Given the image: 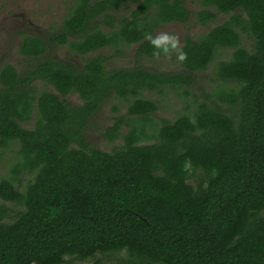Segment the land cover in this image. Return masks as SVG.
Wrapping results in <instances>:
<instances>
[{"label":"trees","instance_id":"obj_1","mask_svg":"<svg viewBox=\"0 0 264 264\" xmlns=\"http://www.w3.org/2000/svg\"><path fill=\"white\" fill-rule=\"evenodd\" d=\"M131 1L74 0L50 43L82 56L83 68L49 57L47 42L26 34L20 53L36 64L24 75L11 64L0 69V150L18 155L0 197L21 207L10 216L0 206V264H65L67 257L123 252L136 264H264V0H202L231 18L186 42L179 72L109 70L103 56H87L123 40L155 59L144 34L191 16L183 0H142L113 33L90 30L98 16L114 28L106 12ZM215 17L208 9L198 14L203 24ZM241 33L254 40L252 50ZM223 49L233 52L215 75L226 86L158 126L159 104L142 94L172 89L189 98L196 76ZM39 80L58 95L38 92ZM70 94L83 105L62 98ZM113 96L128 110L104 130L110 142L123 138L106 152L93 148L87 130ZM33 120L34 128L25 127Z\"/></svg>","mask_w":264,"mask_h":264},{"label":"rangeland","instance_id":"obj_2","mask_svg":"<svg viewBox=\"0 0 264 264\" xmlns=\"http://www.w3.org/2000/svg\"><path fill=\"white\" fill-rule=\"evenodd\" d=\"M98 1V0H94ZM186 6L193 13H198L202 10L203 5L201 0H184ZM74 0H0V56L2 57L1 66L7 63H15L17 68L24 72L36 64V60L24 57L20 53V47L24 39V35H39L45 38H50L58 31L63 20L68 14L70 7L73 5ZM136 5H132L128 12L132 11ZM126 9H122L120 15L128 16L129 13L125 12ZM216 12L215 9H212ZM229 19L228 16H219L217 21L213 24L204 26L192 19L185 24H173L164 26L157 30V34L160 32L176 33L179 35L181 47L185 45V40L190 38L196 41L203 34H206L214 27L224 23ZM49 40V39H48ZM254 41L252 39L243 36V46L248 50H252ZM136 47L132 48L127 55L119 59H115L112 50L106 49L98 52L111 57V60L107 64L108 69H129L134 66L140 65L148 69L172 73L179 72L181 66L176 59L175 54L171 59H136L134 57V51ZM232 50L219 51L216 60L207 68L206 71L199 73L196 76V83L193 87H190L192 96L186 98L183 96L184 91H175L168 89L166 94L144 92L142 97L146 99L158 102L159 109L155 114V121L159 126L162 120H168L174 122L179 114L185 113L187 107L191 101H194L195 97L201 101L210 102L214 99V92L225 83L219 81L215 75L216 64L222 60H228L231 57ZM48 54L51 57L58 58L61 61L76 60L81 63L80 59L73 58L68 55L67 47H59L49 44ZM95 56V55H91ZM33 64V65H32ZM29 66V67H28ZM35 88L47 89L49 92L58 94L56 90L50 86L40 83H35ZM232 86L231 84H227ZM210 96L211 99H208ZM68 103L74 107H80L83 105V99L78 94H70L66 97H62ZM190 101V102H189ZM189 102V103H188ZM222 109H226L227 106L220 104ZM116 108L119 111L116 112ZM128 103L112 97L107 103L103 105L98 114L90 119L87 130V141L92 144L93 148L101 151L110 152L115 146L123 144V138L110 142L104 137V130L113 125V119L117 116L127 117ZM35 120H33L29 128H34ZM127 127H124L121 131V135L127 133ZM14 150H18L15 147ZM17 153L11 149L2 151L0 150V182L3 178L7 177L12 164L17 158ZM29 176H25L24 183L26 184ZM198 183L197 177L191 181V184L196 186ZM24 184V185H25ZM4 205L8 210L10 216H14L15 212L21 210V207L12 202H6L0 197V206ZM264 215V213H263ZM65 264H136L129 259L126 252L121 254L109 253L99 254L98 256L88 259L86 261L75 260L71 257L66 258Z\"/></svg>","mask_w":264,"mask_h":264},{"label":"flooded vegetation","instance_id":"obj_3","mask_svg":"<svg viewBox=\"0 0 264 264\" xmlns=\"http://www.w3.org/2000/svg\"><path fill=\"white\" fill-rule=\"evenodd\" d=\"M99 1V0H98ZM138 1H142V0H136V1H131V2H128V3H125L123 6H121L120 8H118V9H116V10H108L107 12H106V14H110V15H112L114 18H115V22L113 23V25H114V28H112L111 26H109V24H106V22L104 21V19H103V17L102 16H98L97 18H94L93 20H92V22H91V31L93 32V31H102L104 34H111V33H113V31L115 30V29H119L120 28V23H119V21H123V20H126V19H130V20H132V14H133V12L135 11V10H137V9H140V5H139V3H138ZM202 1V0H201ZM183 2H184V5H185V7L187 8V10L188 11H190V13H191V16H190V18H188V21L187 22H173V23H169V24H165V25H161V26H158L155 30H154V33H153V35H156L157 34V30L158 29H160V28H162V27H166V26H168V25H173V24H185V23H188L189 21H191L192 19H196V21L197 22H199L200 24H202V25H204V26H207V25H209V24H213V23H215L216 21H217V18L219 17V16H221V15H223V16H228L229 17V19L227 20V21H230V16L231 15H229V14H222V13H219L218 11H217V9H215V8H212V7H208V8H205V7H203L202 8V10H204V9H208L209 11H211V13H213V14H215V19L214 20H212V21H209V22H207V23H205V24H203L202 22H200L199 21V19H198V14L200 13V11L198 12V13H193V12H191V10L186 6V4H185V1L183 0ZM132 5H136V7L132 10V11H130V12H128V10H129V8L132 6ZM203 5V4H202ZM122 9H126L125 10V12H128L129 13V15L127 16L126 14L124 15V16H121L120 15V13L122 12L121 10ZM156 10H158V8L156 7L155 8ZM212 9H215L216 10V12H213L212 11ZM201 10V11H202ZM237 13L239 14V15H241V16H245V17H247V14L244 12V11H242V10H237ZM68 15V14H67ZM150 15V14H149ZM145 14L144 15H141V19H143V18H145ZM67 17V16H66ZM65 17V18H66ZM227 21H225V22H227ZM224 22V23H225ZM224 23H222V24H224ZM222 24H220V25H222ZM64 26V20H63V24H62V26H61V28L60 29H62V27ZM219 26V25H218ZM217 27V26H216ZM215 28V27H214ZM60 29L58 30V31H56L55 33H54V35L57 33V32H59L60 31ZM212 30V29H211ZM210 30V31H211ZM209 31V32H210ZM209 32H207L206 34H208ZM53 35V36H54ZM203 35H205V34H203ZM202 35V36H203ZM39 36V35H38ZM52 36V37H53ZM243 36H246L247 38H249V39H252L249 35H247V34H243V33H241V38H242V45H243ZM40 37H42L46 42H47V44H48V47H49V44L50 45H56V46H59V47H67L66 45L65 46H61V45H58V44H51L50 43V40H51V38L52 37H50V38H45V37H43V36H40ZM71 41H73L74 40V38H72V37H70L69 38ZM190 38H188V39H186L185 40V44H186V42L189 40ZM200 39V38H199ZM190 40H192V41H194L193 39H190ZM198 40V39H197ZM196 40V41H197ZM253 40V39H252ZM254 41V40H253ZM195 42V41H194ZM22 44H23V41H22ZM254 45V44H253ZM22 46V45H21ZM185 46V45H184ZM134 47H136V49H135V51H134V57L136 58V59H139V60H141V59H146V56H144V55H140V53H139V48H140V44L138 43V44H131V45H128L127 43H125V41H123V40H120L117 44H116V46H110V47H105V48H100V49H97V50H95L94 52H92V53H90V55L89 56H87V57H93V58H95V57H99V56H103L104 58H106L107 60H106V62H105V65H106V67H107V64H108V62L111 60V57H109V56H107V55H103V54H98V52H100V51H103V50H106V49H109V50H112L113 51V55H114V57H115V59H119V58H121V57H123L124 55H127V53L132 49V48H134ZM21 48V47H20ZM182 48V47H181ZM68 49V48H67ZM117 50H120L121 51V53H117ZM224 50V49H223ZM226 50H231V49H226ZM225 50V51H226ZM48 52H49V50H48ZM48 52H47V54H48ZM232 52H233V50H232ZM68 55H70V56H72L73 58H78V59H80V61H81V63L80 62H78V61H76V60H69V61H72V62H75V64H77L78 66H80L81 68H83L84 67V64H83V57L82 56H79V55H76V54H74V53H72V52H70L69 50H68ZM91 55H95V56H91ZM174 55V54H173ZM172 55V56H173ZM48 56L49 57H51L49 54H48ZM25 57V56H24ZM26 58H28V57H26ZM52 58H54V59H57L58 60V58H55V57H52ZM148 58V57H147ZM161 58H163V57H161ZM29 59H34V60H36L37 61V59H35V58H29ZM148 59H151V58H148ZM153 60H156V59H153ZM58 61H60V62H62V63H64V64H66L67 62H69V61H61V60H58ZM1 62H2V57L0 56V64H1ZM7 64H11V65H13L17 70H18V72H19V74H22V75H24L31 67H29V69L27 70V71H24V72H22V71H20L18 68H17V65L15 64V63H7ZM7 64H5V65H7ZM33 65V64H32ZM137 66H140V65H137ZM137 66H134V67H137ZM3 66H1V68H2ZM133 67V68H134ZM140 67H144V66H140ZM0 68V69H1ZM144 68H146V67H144ZM108 69V68H107ZM129 69H131V68H129ZM146 69H148V68H146ZM109 70H113V69H109ZM148 70H151V69H148ZM151 71H154V72H159V73H162V72H160V71H155V70H151ZM177 72V71H176ZM176 72H172V73H176ZM40 83V82H42V81H35L34 83H33V86H34V88H35V83ZM43 83V82H42ZM43 84H45V83H43ZM46 85V84H45ZM47 86H50V85H47ZM50 87H52V86H50ZM4 88V86H3V84H2V81H1V78H0V89H3ZM53 88V87H52ZM37 90V89H36ZM40 92H42V91H48V88L47 89H38ZM49 92V91H48ZM55 94V93H54ZM58 95V94H57ZM114 97V96H113ZM107 103V102H106ZM104 105V104H103ZM103 105H102V107H103ZM81 107V106H80ZM30 125V124H29ZM29 125H25V127H27V128H29Z\"/></svg>","mask_w":264,"mask_h":264},{"label":"clouds","instance_id":"obj_4","mask_svg":"<svg viewBox=\"0 0 264 264\" xmlns=\"http://www.w3.org/2000/svg\"><path fill=\"white\" fill-rule=\"evenodd\" d=\"M144 39L153 48L152 56L155 59H160L161 56L171 59L175 54L178 62L183 63L187 60V53L181 48L180 38L176 33L160 32L153 35L146 32Z\"/></svg>","mask_w":264,"mask_h":264}]
</instances>
